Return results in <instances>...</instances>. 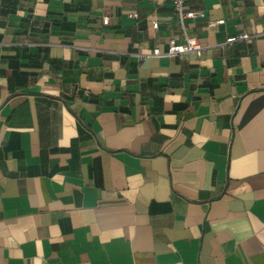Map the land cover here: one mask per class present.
Segmentation results:
<instances>
[{
  "label": "crops",
  "instance_id": "1",
  "mask_svg": "<svg viewBox=\"0 0 264 264\" xmlns=\"http://www.w3.org/2000/svg\"><path fill=\"white\" fill-rule=\"evenodd\" d=\"M185 8L0 0V264H264V0Z\"/></svg>",
  "mask_w": 264,
  "mask_h": 264
},
{
  "label": "built area",
  "instance_id": "2",
  "mask_svg": "<svg viewBox=\"0 0 264 264\" xmlns=\"http://www.w3.org/2000/svg\"><path fill=\"white\" fill-rule=\"evenodd\" d=\"M174 7L181 19L184 21L185 17H196L198 15H204L203 12L195 11L192 9L186 10L185 8V0H173ZM108 17H106V22H108ZM220 22H224V20H220ZM154 26H158V22L154 23ZM250 35L248 33H241L238 35H234L232 37H228L227 42H234L242 39L248 38ZM203 45L200 43L199 39L195 35H191L189 33L185 34V41L183 43L177 42L176 38H171L169 42V47L166 51H161L158 47L154 49L153 54L157 56L163 55H177L180 53H187V52H196L198 55L202 53Z\"/></svg>",
  "mask_w": 264,
  "mask_h": 264
}]
</instances>
